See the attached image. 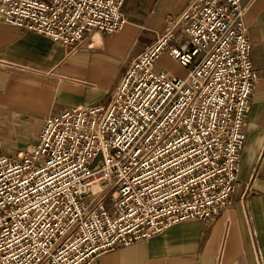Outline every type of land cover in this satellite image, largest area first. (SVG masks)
Returning a JSON list of instances; mask_svg holds the SVG:
<instances>
[{
	"label": "built area",
	"instance_id": "obj_1",
	"mask_svg": "<svg viewBox=\"0 0 264 264\" xmlns=\"http://www.w3.org/2000/svg\"><path fill=\"white\" fill-rule=\"evenodd\" d=\"M122 2L0 0V22L77 45L120 29ZM186 5L180 31L169 19L105 102L55 110L28 150L0 154V264H100L107 250L231 203L257 77L245 7ZM162 51L186 73L155 68Z\"/></svg>",
	"mask_w": 264,
	"mask_h": 264
},
{
	"label": "crops",
	"instance_id": "obj_2",
	"mask_svg": "<svg viewBox=\"0 0 264 264\" xmlns=\"http://www.w3.org/2000/svg\"><path fill=\"white\" fill-rule=\"evenodd\" d=\"M188 1L123 0L120 29L91 30L77 45L0 22V154L28 150L41 121L55 110L105 102L129 59L169 19L180 31L175 19ZM242 3L257 77L231 203L212 218L179 220L147 239L107 250L100 264H264V0ZM158 64L172 74L187 71L166 51Z\"/></svg>",
	"mask_w": 264,
	"mask_h": 264
},
{
	"label": "rangeland",
	"instance_id": "obj_3",
	"mask_svg": "<svg viewBox=\"0 0 264 264\" xmlns=\"http://www.w3.org/2000/svg\"><path fill=\"white\" fill-rule=\"evenodd\" d=\"M161 67H162V65H160V64H158V65L155 66V68H157V69H158V68H161ZM35 131H37V130L34 129V131H32V132L35 133ZM85 199H86V198H85Z\"/></svg>",
	"mask_w": 264,
	"mask_h": 264
}]
</instances>
